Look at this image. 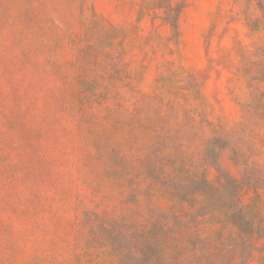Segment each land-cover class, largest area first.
I'll return each instance as SVG.
<instances>
[{
  "label": "rangeland",
  "instance_id": "374dc122",
  "mask_svg": "<svg viewBox=\"0 0 264 264\" xmlns=\"http://www.w3.org/2000/svg\"><path fill=\"white\" fill-rule=\"evenodd\" d=\"M0 264H264V0H0Z\"/></svg>",
  "mask_w": 264,
  "mask_h": 264
},
{
  "label": "trees",
  "instance_id": "16d2710c",
  "mask_svg": "<svg viewBox=\"0 0 264 264\" xmlns=\"http://www.w3.org/2000/svg\"><path fill=\"white\" fill-rule=\"evenodd\" d=\"M227 212H230V214H225L226 218H225V222H231L233 223L235 226H241L243 229H245L247 231V233L251 236H253V234H259L261 230H255V217H251L249 216V214H247L246 212H244L242 210V208H240L238 206V204H236L234 202H230L228 204V210ZM179 223V222H178ZM173 226H169L167 230H162V232H160L161 234H164L163 236L168 235L167 232L170 231V229H172ZM164 232V233H163ZM250 238V237H249ZM162 251V250H161Z\"/></svg>",
  "mask_w": 264,
  "mask_h": 264
}]
</instances>
